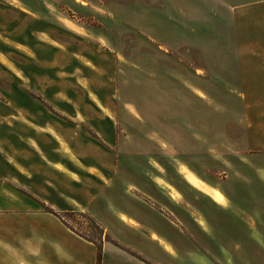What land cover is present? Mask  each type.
Returning a JSON list of instances; mask_svg holds the SVG:
<instances>
[{"label":"crops","instance_id":"obj_1","mask_svg":"<svg viewBox=\"0 0 264 264\" xmlns=\"http://www.w3.org/2000/svg\"><path fill=\"white\" fill-rule=\"evenodd\" d=\"M230 13L238 79L264 81V0H239ZM4 38L19 40L0 36L19 53ZM0 55L15 68L0 63L13 88L0 86V95L17 97L9 106L0 104V214H19V264H95V245L63 224L57 215L64 211L86 213L102 228L106 237L99 243L98 264H264V166L247 163L264 160V152L231 155L236 162L230 167L246 173V183L230 191L214 185L183 153L137 158L135 152H120L113 106L89 99L85 107L93 115L83 126L75 119L83 109L70 117L66 103L45 99L48 105H39L26 95L22 87H55L49 75L42 78L40 67L29 80ZM188 139L193 150L194 138ZM162 157L172 169L160 163ZM184 172L209 192L190 183ZM216 190L222 201L214 198ZM6 233L1 226L0 236Z\"/></svg>","mask_w":264,"mask_h":264},{"label":"rangeland","instance_id":"obj_2","mask_svg":"<svg viewBox=\"0 0 264 264\" xmlns=\"http://www.w3.org/2000/svg\"><path fill=\"white\" fill-rule=\"evenodd\" d=\"M237 1L0 0V36L19 40L3 39L19 53L1 42L0 53L11 59L20 76L30 80L40 67L42 78L49 75L55 81L53 89L22 87L37 104L48 105L45 99L66 103L70 117L81 108L75 119L85 126L93 115L85 106L107 103L116 111L120 152H135L137 158L183 153L214 185L230 191L246 183V173L230 167L236 162L231 155L264 152V81L238 79L230 13ZM30 48L33 55L27 56ZM0 63L15 70L2 55ZM2 74L0 86L11 92ZM15 84L20 91V82ZM16 99L0 95V104L9 106ZM160 161L173 168L169 160ZM247 163L264 166L263 159ZM184 173L190 183L205 187ZM236 195L232 193L235 200ZM261 195L264 199V191ZM57 217L95 248L106 237L86 213L64 211ZM3 225L7 233L0 236V264H19V214H0Z\"/></svg>","mask_w":264,"mask_h":264},{"label":"trees","instance_id":"obj_3","mask_svg":"<svg viewBox=\"0 0 264 264\" xmlns=\"http://www.w3.org/2000/svg\"><path fill=\"white\" fill-rule=\"evenodd\" d=\"M78 214H83V213H78ZM100 241L96 244L95 264L99 263V257H100L99 243H100Z\"/></svg>","mask_w":264,"mask_h":264},{"label":"bare ground","instance_id":"obj_4","mask_svg":"<svg viewBox=\"0 0 264 264\" xmlns=\"http://www.w3.org/2000/svg\"><path fill=\"white\" fill-rule=\"evenodd\" d=\"M21 10H23V11H27L26 9H23V8H21ZM63 147H64V151L67 152L68 149L66 148V146L64 145ZM67 153H68V152H67ZM195 182H197V181H195ZM197 183H199V182H197ZM199 185H200L201 187H203L200 183H199ZM203 189H204V187H203ZM204 190L208 191L207 189H204ZM208 192H209V191H208ZM216 194H217V193H216ZM212 196H213V195H212ZM214 198H216L217 200L219 199L217 195H214ZM219 201H220V200H219Z\"/></svg>","mask_w":264,"mask_h":264},{"label":"clouds","instance_id":"obj_5","mask_svg":"<svg viewBox=\"0 0 264 264\" xmlns=\"http://www.w3.org/2000/svg\"><path fill=\"white\" fill-rule=\"evenodd\" d=\"M102 43H104L103 39L101 40Z\"/></svg>","mask_w":264,"mask_h":264}]
</instances>
